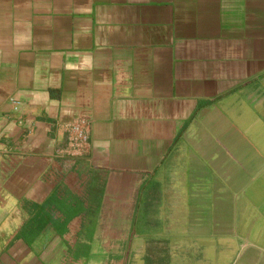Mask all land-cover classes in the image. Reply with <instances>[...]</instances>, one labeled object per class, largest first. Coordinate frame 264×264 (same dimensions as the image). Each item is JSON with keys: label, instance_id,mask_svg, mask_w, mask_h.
I'll use <instances>...</instances> for the list:
<instances>
[{"label": "crops", "instance_id": "crops-1", "mask_svg": "<svg viewBox=\"0 0 264 264\" xmlns=\"http://www.w3.org/2000/svg\"><path fill=\"white\" fill-rule=\"evenodd\" d=\"M0 264H264V0H0Z\"/></svg>", "mask_w": 264, "mask_h": 264}, {"label": "built area", "instance_id": "built-area-1", "mask_svg": "<svg viewBox=\"0 0 264 264\" xmlns=\"http://www.w3.org/2000/svg\"><path fill=\"white\" fill-rule=\"evenodd\" d=\"M18 105H19V103L15 102V109L18 108ZM72 132H73L74 137L76 136L77 139H79V140L85 139L86 133L78 125H75L74 128H72Z\"/></svg>", "mask_w": 264, "mask_h": 264}, {"label": "water", "instance_id": "water-1", "mask_svg": "<svg viewBox=\"0 0 264 264\" xmlns=\"http://www.w3.org/2000/svg\"><path fill=\"white\" fill-rule=\"evenodd\" d=\"M72 132V131H71ZM73 133V132H72Z\"/></svg>", "mask_w": 264, "mask_h": 264}]
</instances>
